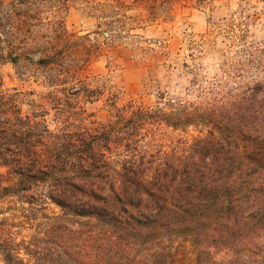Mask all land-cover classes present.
I'll return each mask as SVG.
<instances>
[{"label": "trees", "instance_id": "trees-1", "mask_svg": "<svg viewBox=\"0 0 264 264\" xmlns=\"http://www.w3.org/2000/svg\"><path fill=\"white\" fill-rule=\"evenodd\" d=\"M67 2L0 0V64L26 84L0 83V264L239 263L264 218V77L244 81L264 71V40L207 86L159 91L153 105L111 95L100 121L86 104L104 91L85 71L115 35L70 32ZM19 212L41 220L17 240Z\"/></svg>", "mask_w": 264, "mask_h": 264}, {"label": "rangeland", "instance_id": "rangeland-1", "mask_svg": "<svg viewBox=\"0 0 264 264\" xmlns=\"http://www.w3.org/2000/svg\"><path fill=\"white\" fill-rule=\"evenodd\" d=\"M117 2L68 0L64 14L70 32L83 34L101 27L106 31L103 36L115 35L114 43L105 46L85 71L90 87L104 91L100 99L86 104L96 120L109 117L105 99L111 95L116 96L119 105L130 99L153 105L159 91L183 93L196 80L201 86L218 82L223 79L224 64L237 59L238 49L264 40V0H204L201 4L194 0L176 1L159 6L153 15L138 7H118L114 12L100 10L103 5ZM105 21L110 24H100ZM252 72L244 78L245 82L263 79L264 71ZM0 83L3 89L26 87L9 62L0 64ZM189 133L195 135L193 131ZM252 204L257 207L256 202L249 200L244 205L249 210ZM16 214L17 240L28 238L41 219ZM3 216L9 214L0 218ZM257 227V236L240 247L242 257L237 264H264V218Z\"/></svg>", "mask_w": 264, "mask_h": 264}]
</instances>
